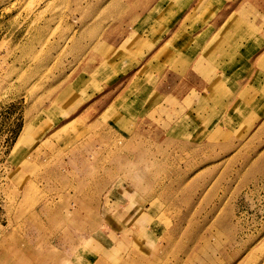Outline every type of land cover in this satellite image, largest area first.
Masks as SVG:
<instances>
[{
	"label": "rangeland",
	"instance_id": "rangeland-1",
	"mask_svg": "<svg viewBox=\"0 0 264 264\" xmlns=\"http://www.w3.org/2000/svg\"><path fill=\"white\" fill-rule=\"evenodd\" d=\"M107 3L0 0V264H264V0Z\"/></svg>",
	"mask_w": 264,
	"mask_h": 264
},
{
	"label": "crops",
	"instance_id": "crops-1",
	"mask_svg": "<svg viewBox=\"0 0 264 264\" xmlns=\"http://www.w3.org/2000/svg\"><path fill=\"white\" fill-rule=\"evenodd\" d=\"M128 1L129 2H127L126 0H108V8L114 5L115 3L120 4L115 5L114 8H112L108 13V15L110 14V16L107 17V20L114 18V21L108 26V30L112 31L113 35H116L114 40H117L118 38H122L120 41L124 40L125 35L123 32L126 30H132V28L138 23L141 14H145L144 10L146 8L142 7V10H140V8H137L138 6L132 4L135 0ZM136 1L139 2L141 0ZM157 3L154 5V7L157 5ZM118 44H120V42H117V44L115 45Z\"/></svg>",
	"mask_w": 264,
	"mask_h": 264
}]
</instances>
